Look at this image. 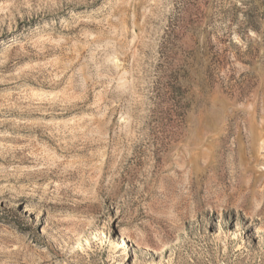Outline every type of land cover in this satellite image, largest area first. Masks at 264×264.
Masks as SVG:
<instances>
[{
  "label": "rangeland",
  "instance_id": "obj_1",
  "mask_svg": "<svg viewBox=\"0 0 264 264\" xmlns=\"http://www.w3.org/2000/svg\"><path fill=\"white\" fill-rule=\"evenodd\" d=\"M0 264H264V0H0Z\"/></svg>",
  "mask_w": 264,
  "mask_h": 264
}]
</instances>
